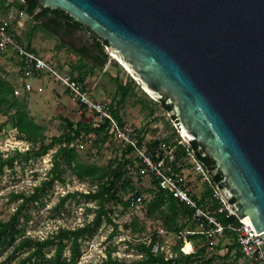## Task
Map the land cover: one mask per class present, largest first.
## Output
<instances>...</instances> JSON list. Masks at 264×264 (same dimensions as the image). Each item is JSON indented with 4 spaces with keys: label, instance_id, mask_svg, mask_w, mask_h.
Here are the masks:
<instances>
[{
    "label": "water",
    "instance_id": "95a60500",
    "mask_svg": "<svg viewBox=\"0 0 264 264\" xmlns=\"http://www.w3.org/2000/svg\"><path fill=\"white\" fill-rule=\"evenodd\" d=\"M46 8L166 97L179 134L215 160L229 207L264 237V0H38L34 14Z\"/></svg>",
    "mask_w": 264,
    "mask_h": 264
},
{
    "label": "rangeland",
    "instance_id": "374dc122",
    "mask_svg": "<svg viewBox=\"0 0 264 264\" xmlns=\"http://www.w3.org/2000/svg\"><path fill=\"white\" fill-rule=\"evenodd\" d=\"M18 0H15L17 2ZM7 2V0H6ZM6 5V4H5ZM3 8V7H2ZM24 28H20V35L26 38L33 29V20L25 15ZM32 37V46L38 54L49 58L53 64L61 71L74 78L80 74L77 65L83 61L82 56L72 46H65L60 39L50 31H47L41 25L35 26ZM107 62L104 66H95L84 83L89 91L96 98H111L117 104L120 116L126 123L133 124L142 128L144 136H169L173 129L168 126L171 117L159 103L158 100L149 95L138 83L134 86L135 94L128 95L125 101L121 102V95L117 92V83L123 84L132 82L130 73L120 64L110 53H108ZM85 61L91 65L94 63L85 58ZM118 63H117V62ZM21 58L15 52H0V78L11 83L15 88L20 89L19 94H15L18 101L26 104L30 117L37 122L41 130L47 136L46 142L51 138L60 135L64 128L66 119L74 122L82 121L95 126V115L89 111L82 110L78 99L71 94L65 85L58 82L49 75L34 77L30 81L34 84L33 91L21 90ZM133 78V77H132ZM137 82V81H136ZM42 85L43 91H38L37 86ZM4 110H7L4 108ZM10 109L9 112H13ZM181 138L176 134L170 140L178 148H183L179 144ZM83 141L84 146L80 145ZM31 144L20 138V132L14 124V121L8 117L4 111H0V153L7 156L15 149L25 150ZM76 146L79 152V158L82 162L92 164L98 167H105L116 156L122 155V144L115 138L109 136L106 141L100 142V137L95 131L83 133L76 140ZM56 147L50 149L45 155L31 159L27 162L16 161L13 168L6 167L0 176V219L8 220L17 210L21 199L14 195L20 192H30L33 187L45 178L47 172L52 166V153ZM182 154V153H181ZM135 160V156L131 155ZM183 168H187L185 174L187 179L192 181V192L196 197L205 194L208 185L204 183L201 176L194 173L190 168V163L184 161ZM66 183L55 181L51 190L39 202L27 203L26 208L21 215V225L25 227L26 234L44 238L59 228V226L76 227L90 221L96 213L98 206L93 199L78 195L76 198L68 199L61 208L60 213L56 211V206L62 200V197L72 191L88 192L95 188L90 181L80 180L77 176L67 173ZM134 188L124 191L125 200L130 198L135 190L140 192L141 201H134L132 205L125 210L123 204H107L113 209L111 216L114 222L118 224L116 228L113 223H109L105 217L97 231L88 236L82 245V256L76 264H96L103 260L117 261L114 264H133V260L142 257L143 253L137 248L140 242H149L151 233H159V244L163 247L166 256H171L175 247L181 245V250L186 253L192 246L185 237L186 232L193 222V218L186 217L188 224L182 233L167 230L160 219L155 215L148 213V204L153 199L156 188L152 178L148 175L138 176L134 174ZM30 213L31 219L26 221L24 214ZM133 220L139 221V224H145L146 230L142 233L134 232L131 224ZM197 228V226H196ZM195 228V229H196ZM214 238L213 244H217L219 239ZM193 248L196 251L204 244V240L193 239ZM233 242L231 237H222L220 249H213L205 256L206 259L213 257L212 264H251L250 260L238 254L239 247L235 246L232 250L228 247ZM7 256V251L0 257V261ZM12 264V263H10ZM192 264H195L192 263Z\"/></svg>",
    "mask_w": 264,
    "mask_h": 264
},
{
    "label": "trees",
    "instance_id": "16d2710c",
    "mask_svg": "<svg viewBox=\"0 0 264 264\" xmlns=\"http://www.w3.org/2000/svg\"><path fill=\"white\" fill-rule=\"evenodd\" d=\"M5 4L6 0H0V8L5 7ZM37 4L38 0H18L16 2L19 8L26 10L31 21L35 19L36 14H34V10ZM44 12H49L54 15H63L69 21L72 20V17L61 9L46 8ZM39 13H43V11ZM77 23L84 26L78 21ZM35 26L37 27L38 24H33V29L30 34L26 35V38H22L21 35H18L20 41L33 50L32 37ZM42 27L45 28L44 26ZM84 27L92 33V38L96 43L95 46L100 50L101 54L93 55L91 58H88L86 54L77 50L82 56L83 61L76 66L77 69L81 71L76 78L82 82H85L86 77L93 72L95 66H104L108 57L106 51L108 42L99 40L95 32L91 31L86 26ZM85 58L90 59L94 64L91 65L89 62L85 61ZM131 79L132 82L130 83L123 84V82L120 81L117 83V92L121 95L122 103L128 95L135 94L134 86L137 85V82L132 77ZM14 96L13 85L3 78H0V111H4V113L14 121L15 126L20 132V138L28 141L31 146L25 150L15 149L5 157L0 153V176L6 167L13 168L16 161L27 162L45 155L54 147H56V150L52 153V166L45 178L42 179L39 184L35 185L30 192L15 194L14 196L17 199H21L16 212L12 214L8 220L0 219V257L7 251V256L0 261V264H76L82 256L83 241L97 231L104 217L109 223H113L116 228L118 227V224L113 221L111 216L113 209L108 207L107 204L121 203L125 210H127L128 207L136 201V198L139 197L140 192L135 190L132 196L125 200L122 192L123 189L126 191L128 188H134V174L131 172L129 166L134 167L135 160L130 156V149L123 147L122 155L120 157L116 156L105 167H98L82 162L79 158L76 140L82 136L83 133L89 134L95 131L100 137V142L106 141L110 134L106 130L105 124L101 127H93L90 123L82 121L74 122L66 119L63 132L58 136L52 137L50 142H46L47 136L41 130L40 125L30 117L26 104L22 101H18ZM112 101L114 104V114L120 122H124L120 116L117 104L113 99ZM158 101L167 112L171 111L172 106L166 102V97ZM4 108L7 110H4ZM10 109H14V111L9 112ZM170 117L171 119L167 124L173 129V133L164 137L168 142L175 134L180 137L173 122L176 117L173 114H171ZM139 130L140 132H144L142 128ZM190 144L195 150L198 159L212 174L215 184L217 183L221 187L224 186L222 174H213L216 168L215 160L203 155L197 141L193 140ZM67 173L77 176L80 180L90 181L91 184L96 185V187L90 189L88 192L76 190L66 193L56 206V211L60 213L61 208L68 199L76 198L80 195L97 202L98 206L95 210V216L83 225L73 228L59 226L57 230L44 238H37L26 234L25 227L21 225V215L27 203L41 201L51 190L55 181H60L63 184L66 183ZM137 174L138 176H143L140 172ZM137 174L135 173V175ZM152 180L156 188L152 190L154 191V196L148 204V213L160 219L167 230L182 233L183 230L188 227V221H185V218L187 216L193 218V210L165 190L159 189L156 180L154 178H152ZM211 191V188H207L203 197L210 195ZM235 201L236 199L234 197L231 198V202ZM215 204H217V202H215ZM23 217L26 221H29L32 216L30 213H26ZM219 217L223 222L235 220L234 217L227 219L224 214H219ZM126 226H132L134 232L138 233H142L146 230L145 224H139V221L136 220H133L131 224H126ZM196 226L197 221L193 218V222L190 224L189 229L194 230ZM225 236H230L233 239V242L229 246V250L238 246L235 233L227 232ZM187 237L189 240L197 238L204 240V244L196 251L190 253H184L180 248L181 245L178 244L173 254L171 256H166L165 251L162 249H159L157 252L153 251L154 245L158 244L160 246L159 233L153 232L150 235L149 242H140L138 244L137 248L143 255L141 258L133 260V264H192L194 262L195 264H212L214 261L213 257L208 259L205 258L208 253L207 249L208 247L220 249L222 247V237L217 244H213V242H211L212 239L206 238V236L201 233L188 234ZM191 248L187 250H191ZM237 252L243 256L240 249ZM108 261L109 260H103L96 264H108ZM110 261L112 264L117 263V261L114 260Z\"/></svg>",
    "mask_w": 264,
    "mask_h": 264
},
{
    "label": "built area",
    "instance_id": "2783aa9c",
    "mask_svg": "<svg viewBox=\"0 0 264 264\" xmlns=\"http://www.w3.org/2000/svg\"><path fill=\"white\" fill-rule=\"evenodd\" d=\"M23 1V0H22ZM26 10L19 8L15 0H7L6 6L0 8V52L13 51L21 58V90L33 91L34 84L30 79L41 75H49L65 85L67 90L79 101L82 110L95 115L96 127L106 125L110 136L118 140L124 148L130 149V154L135 156V166L130 167L133 174L140 172L154 178L159 189L165 190L180 202L185 203L193 210V218L197 221V228L188 230L185 235L201 233L206 238L223 237L227 232L236 234V242L243 257L250 260L251 264H264V237L255 232L251 222L241 219L230 207L215 184L212 174L198 159L193 148L182 136L178 141L183 148H178L171 141H166L161 136H144L137 126L120 122L114 114V104L111 98L98 99L89 91L82 81L64 72H61L49 59L35 50L27 47L20 39V28H24ZM43 91L42 85L36 87ZM16 94L20 93L15 88ZM175 124V121H173ZM83 147V141L80 142ZM183 152V154H181ZM184 161L190 163L191 170L201 176L204 183L211 188V194L205 197H196L192 192V181L187 179L183 168ZM203 197V198H202ZM142 197L136 198L141 201ZM217 202V204H215ZM219 214H224L227 219L235 220L223 222ZM187 244V241H186ZM212 248V247H211ZM163 247L154 245L153 251L157 252ZM185 251V248L182 247ZM191 248L186 253L193 252Z\"/></svg>",
    "mask_w": 264,
    "mask_h": 264
},
{
    "label": "flooded vegetation",
    "instance_id": "af4514ba",
    "mask_svg": "<svg viewBox=\"0 0 264 264\" xmlns=\"http://www.w3.org/2000/svg\"><path fill=\"white\" fill-rule=\"evenodd\" d=\"M33 22L44 26L47 31L55 34L65 46H72L86 54L88 58L101 54L95 46L92 33L73 19L69 21L63 15H54L43 11V13L36 14Z\"/></svg>",
    "mask_w": 264,
    "mask_h": 264
},
{
    "label": "crops",
    "instance_id": "0c3cea01",
    "mask_svg": "<svg viewBox=\"0 0 264 264\" xmlns=\"http://www.w3.org/2000/svg\"><path fill=\"white\" fill-rule=\"evenodd\" d=\"M41 55V54H40ZM43 56V55H42ZM99 99V98H98ZM225 237V236H224ZM226 237H230V236H226ZM232 238V237H231ZM191 242V244H192V246H190V247H192L193 248V242H192V240H190ZM194 249V248H193ZM228 249H229V247H228ZM211 250H213L211 247H208V249H207V251L208 252H210ZM195 251V250H194Z\"/></svg>",
    "mask_w": 264,
    "mask_h": 264
},
{
    "label": "bare ground",
    "instance_id": "6f19581e",
    "mask_svg": "<svg viewBox=\"0 0 264 264\" xmlns=\"http://www.w3.org/2000/svg\"><path fill=\"white\" fill-rule=\"evenodd\" d=\"M112 56L116 59V56H115L113 53H112ZM116 60H117V59H116ZM117 61H118V60H117ZM118 62H119V61H118ZM120 64H121V63H120ZM121 65H122V64H121ZM123 66H124V65H123ZM124 68H125V67H124ZM125 69H126V68H125ZM126 70H127V69H126ZM127 71H128V70H127ZM130 75H131V74H130ZM188 242H191V241H188V240H187V244H188ZM189 248H191V247H188V249H189ZM185 250H187V249H186V246H185Z\"/></svg>",
    "mask_w": 264,
    "mask_h": 264
}]
</instances>
